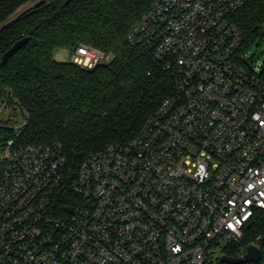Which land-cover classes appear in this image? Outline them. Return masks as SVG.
<instances>
[{"label": "built area", "instance_id": "built-area-1", "mask_svg": "<svg viewBox=\"0 0 264 264\" xmlns=\"http://www.w3.org/2000/svg\"><path fill=\"white\" fill-rule=\"evenodd\" d=\"M247 1L154 0L133 24L128 42L174 84L129 141L76 171L59 139L0 148V264H210L243 239L264 211L263 65L232 20ZM112 59L87 45L70 55L87 70ZM8 119L19 135L26 118Z\"/></svg>", "mask_w": 264, "mask_h": 264}, {"label": "trees", "instance_id": "trees-1", "mask_svg": "<svg viewBox=\"0 0 264 264\" xmlns=\"http://www.w3.org/2000/svg\"><path fill=\"white\" fill-rule=\"evenodd\" d=\"M32 1L0 2V26ZM153 1L72 0L63 7L65 0H45L0 30V61L17 40L34 30L30 40L0 64V105L26 112L19 135L8 124L9 119H0V148L10 139L17 144L59 139L76 171L90 154L132 139L174 84L170 71L127 40L130 28ZM232 20L249 44L264 22V0H248ZM82 45L111 53L113 59L87 70L70 59L60 61L54 56L56 49L71 55ZM261 74L264 78V69ZM3 170L0 157V181ZM67 195L68 191L59 196L60 208L69 203ZM258 235L263 258L264 211H257L243 239L230 245L225 255L237 257Z\"/></svg>", "mask_w": 264, "mask_h": 264}, {"label": "rangeland", "instance_id": "rangeland-1", "mask_svg": "<svg viewBox=\"0 0 264 264\" xmlns=\"http://www.w3.org/2000/svg\"><path fill=\"white\" fill-rule=\"evenodd\" d=\"M29 3L30 2L21 6V8H19L18 11H20L22 8H24ZM247 45H249L248 51H247V55L249 56V59H248L249 63L251 65H255L256 63H262L263 65L262 70H263L264 69V22L260 25L259 33L257 34V36L249 44L245 42L244 49ZM54 56L57 60H60V61H67L70 59V54L65 49H56L54 51ZM24 115H26V112L24 110H21L18 108L14 109L12 106L9 105V106H6V108L4 109L2 118L8 119V118H11V116H14L15 121L20 122L23 119ZM258 236L261 237V235H258ZM257 237L255 238V240L257 239ZM222 257H223V254L214 252L210 256L209 262L210 264H220L221 263L220 260ZM258 261L260 262L257 264H264V257ZM221 264H228V263L222 262Z\"/></svg>", "mask_w": 264, "mask_h": 264}, {"label": "water", "instance_id": "water-1", "mask_svg": "<svg viewBox=\"0 0 264 264\" xmlns=\"http://www.w3.org/2000/svg\"><path fill=\"white\" fill-rule=\"evenodd\" d=\"M44 0H34L30 2L28 5H26L24 8H22L20 11L15 13L10 19H8L3 25L0 26V30H2L4 27H6L8 24L13 22L14 20L18 19L22 14L25 12H28L35 8L37 5H39L41 2ZM70 1L72 0H65L63 7L66 6ZM34 30H31V34L33 33ZM30 35H27L20 40H17L3 55L0 61V64H4L8 61V59L14 55L18 50H20L29 40H30ZM67 211H73L72 207H67ZM262 258V251L260 248L254 246V245H249L246 248L245 253L242 256H237V257H230V256H223L220 260L222 263H228V264H241V263H246L250 261H258Z\"/></svg>", "mask_w": 264, "mask_h": 264}]
</instances>
